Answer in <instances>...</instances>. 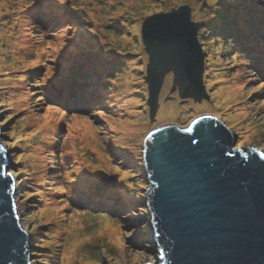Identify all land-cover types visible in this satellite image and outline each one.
I'll return each instance as SVG.
<instances>
[{
	"label": "rangeland",
	"instance_id": "obj_1",
	"mask_svg": "<svg viewBox=\"0 0 264 264\" xmlns=\"http://www.w3.org/2000/svg\"><path fill=\"white\" fill-rule=\"evenodd\" d=\"M79 1L97 9L94 16H99L97 18L99 20L104 17L106 6L113 0H103L102 4L99 0H78L77 2ZM129 1L137 6L133 12L124 9L132 15L127 11L123 13L125 17L129 16L126 19L130 28L129 32L125 31L116 36L108 35L106 40L100 39L101 47H92L87 51L85 48L82 51L79 50L78 53L84 57L85 52H88L86 55L88 61L96 62L101 60L100 56L110 55L108 51L113 50L116 68L114 63H107L115 68L109 81H106V86L110 90L102 89V97L98 94L93 95L96 98L92 101L91 109L81 111L83 117L62 111L50 113L49 108L56 107L50 102L39 111V113L50 117V121L53 119L57 121L61 131L57 130L56 133H52L50 130L40 127L42 133L40 130L35 133L32 131L33 136L30 144H26L25 141L22 143L23 139H27L26 134H22L23 136L20 138L11 139L12 132L10 130L14 122L12 126L11 124L5 126V123L11 122L14 118L21 124L23 120H26V116L14 111L20 89L14 77L4 69L5 65L0 66V113H2L0 118H3L0 120V125L2 123L5 126L3 128L0 126V143H5L10 153L7 160L8 169L13 173L12 201L20 218L19 225L30 238L28 251L30 264H65L69 257L72 258L69 264H147L149 260L152 264L157 262L158 253L155 251L156 246L153 242L150 214L145 206L148 182L144 172L142 147L145 137L158 126L174 124L185 128L198 117L206 114L214 115L224 122L236 137L234 147L244 150L248 145L264 153V86L259 83V80L264 82V79L248 81L244 78L247 75L251 78L256 75H250L252 69L243 65H246L249 58L242 60L241 57L247 55V52L242 48L240 56L230 53L229 45L225 47L226 42L220 37L228 34L227 30L221 31L220 29V24L225 23L224 14L218 12L215 7L222 0ZM225 1L228 4H234L232 0ZM243 1L235 4L234 7H240L244 3ZM12 3L17 5L16 1H12ZM180 4L188 5L191 8L193 19L197 16L200 17L202 24L205 20H209L214 13L218 15L213 20L219 25H216V29L211 31V36L204 39L198 35L204 53L203 82L208 100L193 102L192 99L179 98L176 90L175 92L172 90L174 87L172 75L168 74L159 96L157 113L154 120L150 121L146 104L147 84L145 82L148 59L140 39V26L145 17L170 11ZM252 4L259 8L258 12L264 14V0H252ZM0 8H3L0 16L7 14L8 9L13 10L7 6ZM106 20L103 21V25ZM6 22L7 18H4L0 21V25L3 24L4 29H11L13 35V31H17L15 35L17 36L20 29L15 28L11 22ZM83 27L86 30H93V27L87 23ZM30 28L34 31V26L31 25ZM202 30L203 27L198 33ZM3 31L0 32V37L5 35L2 33ZM103 31L107 33L105 28ZM68 34L73 36L72 33ZM78 37V41L83 43L84 36L78 35ZM114 38H117L120 44H114L112 42L115 40ZM4 44L6 46V43ZM112 44L114 45L111 46ZM82 47L84 48V46ZM89 54H91V58L88 57ZM2 60L3 56L0 51V62ZM237 61H240L239 65H237ZM120 62L122 64L118 67ZM234 80L239 81V90L235 95H232L230 104H227V99H221V90L228 89L229 84ZM80 88L85 90L84 87ZM259 93L263 94L261 98H259ZM127 99L132 100V105H126ZM36 101L33 98L31 105H35ZM225 103L227 105L226 114L220 110ZM101 113L104 115H100ZM126 113L133 115L132 123L135 127L129 134H119L121 140L116 142L113 128L118 120L123 121L130 117L124 118ZM232 117H237V121H232ZM76 118L79 120L73 122L72 120ZM85 118L91 121L93 133L97 136V146L93 148L91 143H81V141L87 142L89 135H84L83 132L78 135L74 134V130L80 131L79 128L83 127L81 119L85 120ZM88 131L87 129L86 132ZM4 135L8 136L11 143H6L3 140ZM55 136L60 139H56ZM43 139L53 141L52 143L58 141V156L53 157L54 152L50 149V154L44 165H40L37 162L38 157L35 156L32 164L38 169L35 170L32 166L27 167L28 163L25 161L29 158L28 148L32 147L36 151L40 148ZM18 141H21L22 144L17 143ZM13 145L22 146L19 147L20 149H15ZM24 147L26 148L22 151ZM71 155H74L76 160L86 158L87 161L83 163L89 170L92 167L95 170L100 165L99 162H103L106 166L105 171L96 174L88 183L93 188L88 189V193L81 194L76 189L75 164L71 160ZM51 166H56L57 170L53 175L49 174ZM117 168L120 169V172H116ZM16 172H19L20 175L17 176ZM126 173L127 175H125ZM121 174H124L123 179L120 178ZM59 176L62 177V180H59ZM101 179L110 180L103 182ZM120 179L118 189H122L125 199L119 202L116 197L111 198L114 200L113 203H120L122 210L117 213L112 210H91L92 207H95L94 205H89L87 208L88 203L85 200H93V195L99 190L107 191L114 182ZM69 182H72V185L67 184ZM55 188L58 190L64 188L68 192L58 193L56 191L57 193L54 194ZM79 198L84 202H80ZM68 199L69 201H67ZM62 201L65 203L58 207L57 203ZM46 204L52 211V213L49 212L52 214H49L50 217L44 215ZM130 233L131 235H129Z\"/></svg>",
	"mask_w": 264,
	"mask_h": 264
},
{
	"label": "water",
	"instance_id": "obj_2",
	"mask_svg": "<svg viewBox=\"0 0 264 264\" xmlns=\"http://www.w3.org/2000/svg\"><path fill=\"white\" fill-rule=\"evenodd\" d=\"M170 11L147 16L140 26L150 121L168 74L179 98L208 100L200 28L190 22L188 5L179 17ZM201 117L185 128L158 126L143 141L145 206L155 251L164 255L155 264H264L263 152L234 147L236 137L224 122ZM12 189L13 181L6 186L0 178V264H30L29 238L19 225Z\"/></svg>",
	"mask_w": 264,
	"mask_h": 264
},
{
	"label": "trees",
	"instance_id": "obj_3",
	"mask_svg": "<svg viewBox=\"0 0 264 264\" xmlns=\"http://www.w3.org/2000/svg\"><path fill=\"white\" fill-rule=\"evenodd\" d=\"M12 1H16L17 5L12 3ZM77 1L78 0H37V4H34L33 0H0V7L7 6L13 8V10L8 9L7 14L0 16V21L7 18V22H11L14 24L15 28L18 27L20 29L19 34L15 36L17 31H13V35L11 29H4V25H0V32L4 29L2 33H5V35L1 36L2 38L0 37V43H2L0 44V51L3 56L0 66L5 65L4 69L14 77L20 89L14 111H18L20 115L26 116V120H23L21 124L15 121L14 118L11 122L8 121L5 123V126L9 124L12 126L14 122L10 130L12 134H14L11 139L20 138L23 136L22 134H26L27 139L23 140L26 144H30L32 140L31 137L33 136L32 131L35 133L37 130H40V133H42L40 127L48 129L52 133H56L57 130L61 131L57 121L54 119L50 121V117L39 113L48 102H50L51 105H56V107L64 113H74L81 116V111H85L91 107L92 100L90 98L93 96V92H96L102 97V89H109L108 86H106V81H109L110 75H113V71L116 68V60L112 54L113 50L108 51L110 55L104 54L100 56L99 58L101 60L96 62L88 61V58H86L88 52H85L86 55L84 57L79 55V50L82 51V49L86 48L85 50L87 51V49L96 47V45L97 47H101V38L106 40L108 35L116 36L117 34H123L125 31L129 32V24L126 23V19L127 17L129 18V16L125 17L123 14L124 11L128 13L129 11L124 9H129L130 12H133L137 6L129 0H115V2L113 0L106 6V11L103 14L104 17L98 20L97 18L99 16H94L97 9H93L86 3L82 4L80 1ZM102 1L103 0H99V2H101L100 4H102ZM232 1L234 4H228L227 1L222 0L219 5L215 6L218 12L224 14L223 19H225V23L220 24L221 31H228V34L221 35L220 37L226 42V46L229 45L230 53H236V55L241 56L242 48L247 52V55L241 57V59L249 58L246 65L248 64L247 67L251 68L253 70L252 72L256 75L252 78L248 76L244 78L248 79V81L250 79H264V14L262 15L261 12H258L260 10L252 4V0H244L243 5L241 4L240 7L236 8L234 5L242 0ZM2 11L3 8H0V14ZM129 14L131 15V13ZM131 16L130 18L133 19ZM217 17L218 15L214 13L209 20L203 22V30L199 33L201 37L205 39L211 36V31H214L216 25H219L218 22L215 23L213 20V18ZM223 19H220V21H223ZM104 20L106 21L103 25ZM85 23L90 24L93 30H86V28L83 27ZM95 23L100 25L97 26ZM31 25L34 26V31L30 28ZM104 28L107 30V33L103 31ZM254 28L256 29L254 30ZM68 33H72L73 36ZM78 35L84 36L83 43L78 41ZM11 37L17 38L13 39ZM213 37H215V35H213ZM114 39L115 40L112 41L114 44H120L117 38ZM3 42L6 43V46ZM24 42L25 45L19 46L18 49L13 47V45ZM49 44L52 45L51 48L48 47ZM82 46H84V48ZM88 57L91 58V54H89ZM109 57L110 59L108 60ZM109 62L114 63L115 68H113L112 65H108L107 63ZM237 63L239 64L240 61H237ZM121 64L122 62L118 64V67ZM18 73H20V75H18ZM52 73L56 74L55 80L47 85L44 81V77ZM259 83L264 86L263 81L259 80ZM80 85L84 87L85 90H79L77 94L74 93V95H72V89L76 90L75 88ZM85 93L92 96L89 97L87 95L83 97L82 95ZM262 96L263 95L259 94V98ZM33 98L37 100L35 105H31ZM95 98L96 97L92 99ZM1 114L2 113H0V115ZM75 120L78 121L79 119L76 118L72 121L74 122ZM81 121L87 122L88 120L81 119ZM0 126L1 128L5 127L2 123ZM89 126V128L93 129L90 124ZM80 132L83 131L74 130V134L78 135ZM55 138L58 140L60 139L58 136H55ZM24 141H22V143ZM52 142L53 141L43 139L40 143V148L36 151H34L32 147L30 149L28 148L29 158L25 161L28 163L27 167L31 166L30 163L35 156L40 158V165H44L47 161V156L50 154V149L54 152L53 157H57L58 141L56 143ZM82 142L85 141H81V143ZM17 143H21V141ZM85 143L93 144L92 148L97 146V142L94 143L90 139ZM16 146L14 147L15 149L21 148L22 145L19 147ZM25 148L26 147H24L22 151L25 150ZM32 152L35 153L30 155ZM71 160L75 164V167L77 163H82L78 165V167L87 168V165L83 163L87 161L86 158L76 160L75 156L71 155ZM36 169H38V167H36ZM49 171V174L53 175L57 172L56 166H51ZM59 180H62V177L59 176ZM76 182L77 180L75 179V183ZM70 183L72 184V182L67 184ZM90 188L92 187L88 184V189ZM56 191H58V193L61 192L55 188L53 193L56 194ZM66 192H68L67 189ZM93 196V200H85V202L88 203L87 207H89V205H94L95 207L92 208L103 210L110 208L113 212L122 210L120 203H113L114 200L111 197L116 196L108 195L105 190L101 189ZM70 198L73 197L70 196ZM69 199L67 201H69ZM81 200L84 202L83 199ZM118 201L120 202L121 200L118 199ZM60 203L64 204L65 201ZM46 205L45 209L50 210L49 205Z\"/></svg>",
	"mask_w": 264,
	"mask_h": 264
},
{
	"label": "bare ground",
	"instance_id": "obj_4",
	"mask_svg": "<svg viewBox=\"0 0 264 264\" xmlns=\"http://www.w3.org/2000/svg\"><path fill=\"white\" fill-rule=\"evenodd\" d=\"M21 45H25V42L24 43H19L18 45H13V47L15 49H18V47L21 46ZM238 83H239V81L234 80V82L229 84L228 89L221 90V99H227V104H230V102H231L230 99H231L232 95H235V93L238 92V90H239ZM127 100H128V102L126 103V105H132V100H130V99H127ZM133 101L136 102L134 99H133ZM134 105L136 106V103H134ZM223 105H224V107L222 106V109H220V110L226 114L227 112H225V111H226L227 105H226V103L223 104ZM208 109H209V107H208ZM126 116H130V117L128 119H126V120H123V121L122 120H118L116 122L114 128H113L114 134L116 135V137H115L116 138V140H115L116 142L121 140L120 137H119V134H129V132L131 130L133 131V127H135L134 124L132 123V118H134L133 115L131 113H126L124 118H126ZM237 119H238L237 117H232V121H237ZM82 123H83V127L79 128L80 131H83L84 135H89L90 136L89 139L91 141H93L94 143H96L97 142V136H96L95 133H93V129L89 128L90 126H89V124L87 122H82ZM50 126H53V125H50ZM87 129L89 130L88 132H86ZM94 134H95L96 138H94L95 137ZM22 141H24V140H22ZM34 153L35 152L30 153V155H33ZM37 162L39 164H41L40 158H37ZM32 163L33 162L30 163L32 168H34L36 170V166L33 165ZM99 163H100V165L95 170H94V167H92L91 170L87 169L86 167H84V168L83 167H78V165H81L82 163H77L76 164V167L74 169V172H75L74 178L77 180L76 188L81 194L88 193L87 192L88 183L93 179V177L96 174L101 173L102 171L106 170L105 164L103 162H99ZM123 177H124V174H121L120 178L123 179ZM121 179L117 180L116 182H114L112 184L111 188H109L107 190V194L110 195V196H116L119 200H124L125 199V195L123 194L124 192L122 191V189H118ZM70 185H72V184L70 183ZM117 193H119L120 195H117ZM62 204L63 203H58V207H60ZM49 211L50 210L44 211V215L47 216V217H50V215H52V214H50V213H52V211H50V213H49ZM16 215H17V217H19L17 211H16ZM19 220H20V218L18 219V221ZM71 260H72L71 257L67 258L65 264H69L71 262Z\"/></svg>",
	"mask_w": 264,
	"mask_h": 264
},
{
	"label": "snow or ice",
	"instance_id": "obj_5",
	"mask_svg": "<svg viewBox=\"0 0 264 264\" xmlns=\"http://www.w3.org/2000/svg\"><path fill=\"white\" fill-rule=\"evenodd\" d=\"M33 3L34 4H37V0H33ZM185 7H186L185 4H180V5H178L177 8L173 9L172 11H170L168 13V15H172V16L179 17V14L184 11ZM188 18H189L190 22L198 25V28H202L203 27L200 17L197 16V17H195L193 19V17L191 15H189ZM201 42H203V40H201ZM48 47L51 48L52 45L49 44ZM55 75H56L55 73H52V74L44 77L45 83L47 85H49L50 82H53L55 80ZM53 111H60V109L58 107H51V108H49V112L50 113L53 112ZM100 115H104V114L101 113ZM2 119L3 118H0V120H2ZM201 119H203V117H201ZM87 122L89 124H91V121L90 120L87 121ZM186 131H191V129H186ZM12 135H14V134H12ZM149 137H151V133H149ZM3 140L6 143H11V141L8 139V136L7 135H4L3 136ZM13 147H15V145H13ZM236 151L239 152L240 149H237ZM256 151L259 152V150H256ZM8 155H10L8 147H6V144L5 143H0V178L3 179V181H4V183H5L6 186L7 185H10L12 183L11 177L13 175L12 172L6 171V168L9 166L8 163H7V157H8ZM227 155L233 156V155H235V153L228 152ZM260 160H264V153H261L260 154ZM116 172H120V169L117 168L116 169ZM16 175L19 176L20 173L19 172H16ZM125 175H127V173ZM59 191L64 192V191H66V189L61 188V189H59ZM17 219H19V217H17ZM33 231H35V229H33ZM129 235H131V233ZM45 247H47V246L45 245ZM158 256H159V259H163L164 258L163 250H161L160 253H158ZM148 264H152L151 260L148 261Z\"/></svg>",
	"mask_w": 264,
	"mask_h": 264
},
{
	"label": "clouds",
	"instance_id": "obj_6",
	"mask_svg": "<svg viewBox=\"0 0 264 264\" xmlns=\"http://www.w3.org/2000/svg\"><path fill=\"white\" fill-rule=\"evenodd\" d=\"M7 171H9V169H8ZM12 179H13V178H12Z\"/></svg>",
	"mask_w": 264,
	"mask_h": 264
}]
</instances>
